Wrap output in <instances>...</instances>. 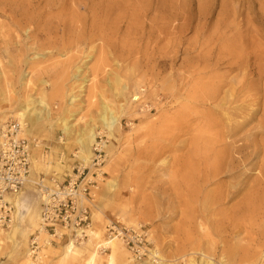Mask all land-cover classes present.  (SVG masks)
Here are the masks:
<instances>
[{"label": "rangeland", "instance_id": "rangeland-1", "mask_svg": "<svg viewBox=\"0 0 264 264\" xmlns=\"http://www.w3.org/2000/svg\"><path fill=\"white\" fill-rule=\"evenodd\" d=\"M40 1L47 14L41 21L33 18L36 23L30 24L20 14L9 15L11 8L17 9L15 3L27 8V0H0V117L3 111L7 114L4 125L18 120L13 113L21 100L42 96L38 81L48 79L47 97L53 113L33 133L40 142L34 152L51 142L53 149H62V164L66 160L72 164L79 161L77 133L95 125L98 132L103 130L99 121L102 104L117 108L127 103L116 138L105 132L98 137L111 146L112 154L104 148L108 155L104 175L96 178L94 200L89 204L93 211L89 240L106 257L111 250L103 251L101 245L106 243L107 219L126 225H135L130 223L135 220L149 230L152 249H158L167 264H191V257L204 264L203 254L213 256L219 264L221 256L211 251V240L221 248L231 222L229 215L212 211L215 206L184 204L181 201L186 197L180 190L195 182V170L206 165V158L211 161L220 153L223 146L217 142L224 137L234 149L235 171L244 176L222 174L216 179L229 186L243 182L246 186L223 207L235 206L250 187L264 195V0H112L117 9L110 17L109 39L93 37L104 29L90 27L94 13L85 10L87 0L81 4L64 0L65 8L62 2L55 5L58 0ZM123 2L122 8L119 4ZM95 13L101 17L100 10ZM75 18L82 21L80 27L74 25ZM36 56L39 58L31 62ZM79 67L83 71L76 78ZM29 70L32 81L23 86V71ZM71 95L77 97L73 105L68 103ZM72 114L76 134L68 138L59 119ZM237 123L240 127L234 132ZM114 180L117 188L109 194V182ZM25 197L16 209L19 236L0 234V264H21L26 252L24 233L33 234L38 228L32 223L39 211L38 198ZM259 205L260 211L238 216L240 238L255 253L251 264L264 261V204ZM64 245L53 244L48 252L44 246L45 264H66L61 262ZM127 249L117 264L134 260ZM86 258L84 251L73 264H84ZM97 264H106L105 258Z\"/></svg>", "mask_w": 264, "mask_h": 264}, {"label": "bare ground", "instance_id": "bare-ground-1", "mask_svg": "<svg viewBox=\"0 0 264 264\" xmlns=\"http://www.w3.org/2000/svg\"><path fill=\"white\" fill-rule=\"evenodd\" d=\"M87 1H88V3L86 4V3L82 2V0H74V2L78 3V4L84 3L85 10L88 12L89 15H92L94 13L93 16H90L92 18V23L90 24V27H92V28H95L98 26L103 27L104 31L100 32L99 34L98 33L94 34L93 37H98L101 39H109L111 36L109 35V33H107V30L110 29V24H109L110 23V17L115 13L117 7H114L115 4L113 3L112 0H87ZM27 2H28L27 8L25 6L24 7L19 6L20 5V4H18L19 2L18 3L14 2L15 7H17V9L11 8V10H9V15L11 17H14L13 15L20 14L22 19L26 20L30 24L33 22L36 23V21L33 20V18H35L36 20L40 19L39 21H41L42 20L41 18H44V16H45L44 15L45 12L41 9V1L40 0H27ZM57 2H58V4H55V5H59L60 2H62L61 4L63 5L64 8L67 4V1L64 2V0H62V1L58 0ZM116 2H121V1L116 0ZM105 3H107V4L105 5ZM123 4L125 5V3L123 2V3H120L119 6H121ZM160 4H162V3H160ZM62 5H61V7L59 6L60 9L62 8ZM124 5L122 6V8L124 7ZM52 6L53 5H51V7ZM141 6H142V4H141ZM11 7H13V6H11ZM158 7H161V6H158ZM44 10H45V8H44ZM97 10L98 11L100 10V13H101L100 16L101 17H98L97 16L98 14L95 13ZM36 11L38 13H36ZM4 12L7 13L8 11L3 10V13ZM122 12H125V11H122ZM33 13L35 15L34 17H33ZM45 14H47V13H45ZM158 15H160V14H158ZM17 16H19V15H17ZM172 16H174V15L172 14ZM154 18H156V17H154ZM159 18H160V16H159ZM167 18H169V17H167ZM20 22H23V21H20ZM73 22H75L74 25L76 27H80L79 24L82 21H80L79 18H75V19H73ZM46 24H48V23H46ZM49 24H50V22H49ZM32 25H34V24H32ZM43 27H47V26H43ZM66 27H64V28H66ZM92 32H93V30H92ZM37 58H39V56L33 57L30 60L32 62L33 60H36ZM29 61H27V64L30 63ZM0 63H1V60H0ZM33 65H35V64H33ZM32 68H33V66H32ZM32 68L31 69L29 68V69L32 70ZM30 70L27 72L23 71V78L21 80V84L23 86H28L30 84V82L32 81V75L30 74L32 71L30 72ZM82 71H83V69L79 67L77 69V74L75 77L79 78V75L82 73ZM38 82H39L38 83L39 86H41L43 89L42 96L34 97V98L30 97V98H26L24 100H21V102L19 103L17 108H15L14 113H13V116H15L19 120V122L23 125L24 134H26L27 136H30L33 133V131L40 128L42 125L41 122H45L46 120H51V118H52L53 109H52V105L49 103L48 97H47V92H48L47 87H49L51 83L49 82L48 79H40ZM85 86H86V83H84V85L81 88L84 89ZM0 95H1V93H0ZM76 100H77V97L75 95H71L70 99L68 100V103L70 105H73ZM119 104H121V103H119ZM122 104H123V102H122ZM126 107H128L127 103H124L123 105H121L117 108H113L109 103L104 102L101 106V113H100V117H99V121L101 123V127L103 128V130L101 132H98L96 129L99 126L95 125V126H92L90 128L81 129L79 131V133H77L76 143L79 145V152H77L76 155L78 156V159L83 162V164L85 166L91 165L92 158L94 155V146L93 145H95V143L98 142L97 138L99 136H101L103 132L107 133L109 135V137H112V138L115 137L114 133L116 131V128L120 125V119H121L123 112H124ZM1 115L2 116L0 117V139H1V129L3 128L4 121L7 118V114H5L4 111L1 113ZM75 119L76 118L74 117V114H72V116L70 118H66L65 116H63L62 118L59 119V125L63 128L64 133H66L68 138L70 137V135L76 134L73 131V128L75 126H77ZM238 124L239 123H237L234 128L232 127V129H234V132L236 129H238L240 127L239 126L240 124L239 125ZM62 142H64V139L62 140ZM102 144H103V147L107 149L108 153L112 154L111 146H109L104 141L102 142ZM217 144L220 147L223 146V148L220 149V153H217L215 155V157L213 158V160H211V161H209V157L207 155L208 158L205 159L206 165L204 167H201L202 165H204V164H202L201 166L196 168L195 177L193 176L194 170L192 171V173L189 172L190 174L187 172L189 174L188 177H190V179H192V176H193L194 177L193 180H195V182L193 184L187 183L188 185L184 184V186L181 188V190H180L181 195L186 197V199L181 201V202H183L184 204L185 203H188V204L191 203V205H195L196 208L199 207V205H203V207L205 205L206 206L208 205L207 207L215 206V208H213L212 211L219 210V211H217V213L220 212L222 216H225V214H226V216L229 215L228 220H231V222H229V225L227 226V228L224 225L226 228L227 235H225V236L221 235L222 241L220 244L222 246H221V248H219L218 242L211 240V242H212L211 243V251L213 250L214 254L218 253L221 256V261L219 264H230L227 261H229L231 263L236 262V264H245V263H247V261L252 260V258L254 257L253 254H255V253H253L254 251L251 250V248H250L251 244H247V243L244 244L245 239L240 238L241 233H242V229H241V227H239L238 220H241V219L238 216H239V214H242L244 217L248 212L253 213V212L260 211L261 210L260 208H262V207L259 204H261V203L264 204V195L258 194L257 192L254 193L253 188L250 187L248 189L249 193L244 197L243 200H240L238 198L240 200V202L237 201V204H234L235 206L229 207L228 209L223 207L227 202L235 199L237 196H239L241 194V192H243V189L245 188L244 186H246V183L245 182H243L242 184L237 183V184L229 186L224 182H218V180L216 178H218L220 175L222 176V174L223 175L224 174H230L233 177H240L241 175L244 176V174H243V172L241 173L239 170L235 171L236 168L234 166H237V165H234L236 157H235V159L232 157L233 152H234V149L231 148L232 145L229 143H226V140L224 137H221V139H219ZM66 147L70 148V146L68 144ZM237 149L240 150L239 147H237ZM241 151H239V152L242 153ZM37 162H39V164H42L43 167L46 166L47 169L50 168V165L47 164V162H46L45 156H43L42 158L40 157V159L37 160ZM60 163H61V161L56 163L57 167H58L57 169L60 172H64L63 169L66 166L61 165ZM192 164H193V162H192ZM210 164H211V166H210ZM197 165L198 164H196V166ZM246 174H247V172L245 173V175ZM181 175L183 176V174H181ZM251 175H252V173H251ZM220 178H219V181H220ZM186 179H188V178L186 177ZM193 180H190V181H193ZM238 180H239V178H238ZM259 180H260V178H259ZM211 184H212V186L213 185H215V186L210 187ZM34 185H35V181L33 182V185H28V188L32 189V187H33V189H34ZM109 186H110V189L108 190V192H109V194L110 193L113 194L117 188V182L115 180L110 181ZM24 193L25 192H23L21 195L13 198L14 199L13 201H15L14 204L17 205V207H19V205L21 203V199L24 196ZM183 196H180V197L182 198ZM202 209H205V208H202ZM208 209H210V208H207V210ZM32 219H33V216H32ZM221 220L222 219H220V221ZM32 223H33V225H36L38 227L36 230L40 229L39 211L35 214V217L32 220ZM130 223L138 224V222H136L135 220H132ZM221 224H224V223H221ZM213 225H214V223H213ZM217 226H219V225H217ZM220 230H221V227H220ZM17 232H18V226L16 225V223L11 224L9 229H4V228L0 227V234L4 237H7V238H14L15 235L19 236L17 234ZM94 233L95 232L93 231V234ZM213 233H215V232H213ZM30 235H32V234H30L29 231L24 233L25 241L23 243V246L26 249V252L23 255V262L21 264H35L33 262V260H31L32 254H31V251L29 248V237H30ZM223 235H224V233H223ZM41 236L43 238V247L47 246V248H48L47 252L51 251V249H53L54 247L52 246V243L50 242V237H49L48 233L42 232ZM208 237H212V234L209 233ZM232 240H236V241L232 242ZM81 245H83V246L80 247L79 245H77V243H75V240L73 238H71L63 246V249H62L63 250V257H62L61 262L66 263V264H73V262L76 260L77 256L85 251L87 253V258L85 259L84 264H97V261L102 259V258H105L106 264H117L119 257H121V256L123 257L124 253H126V252H123L126 250L125 245L118 238H112V239H109L106 241L105 247H107L111 250V252L109 254H107L106 257H102L100 255L101 253H100L99 249L97 248V246L93 243V241L91 239L89 240V242H87V243L83 242ZM41 255L45 256V259L47 258V256H46L47 253L43 254V251H42ZM184 256H186V255H184ZM203 257H204V261H205L204 264H216L215 258L213 256L203 254ZM189 261L191 264H197L196 258H194V257H191V260H189ZM129 264H167V263H166L165 258L162 256V254L159 252L158 249H152L150 258H147V259L142 260V261L129 260ZM247 264H251V261L248 262ZM261 264H264V261L261 262Z\"/></svg>", "mask_w": 264, "mask_h": 264}, {"label": "built area", "instance_id": "built-area-1", "mask_svg": "<svg viewBox=\"0 0 264 264\" xmlns=\"http://www.w3.org/2000/svg\"><path fill=\"white\" fill-rule=\"evenodd\" d=\"M101 139V138H99ZM98 140V138H97ZM98 141L94 145V155L90 166L76 161L65 181L54 171L46 179H35L39 198L42 202L40 229L31 235L30 251L35 264H45L42 232L48 233L52 245L68 237L77 244L90 238L93 227V213L89 204L94 200L93 190L97 188L96 178L104 175L103 167L107 153ZM40 142L24 134L19 120L7 122L1 129L0 139V227L9 228L15 222L17 206L14 197L23 193L33 169V152ZM118 238L128 248L134 260L150 258L151 236L142 224L126 225L115 219H107L104 226V241ZM103 251L104 242L101 245Z\"/></svg>", "mask_w": 264, "mask_h": 264}, {"label": "crops", "instance_id": "crops-1", "mask_svg": "<svg viewBox=\"0 0 264 264\" xmlns=\"http://www.w3.org/2000/svg\"><path fill=\"white\" fill-rule=\"evenodd\" d=\"M39 129H41V127L38 128V129H36V130H39ZM35 131H33V133ZM33 133L30 136H28V137H33ZM60 138L61 137H59V139L57 140L58 142L61 141ZM50 144H51V142L50 143L45 142V143H43V149H42V151L39 150L38 153L33 152L34 166H33V169L31 171V175H30V178L33 179V182L35 181V179H37L39 177H42V176L45 177L46 179H48L54 171L58 170L57 169L58 167H57V164L56 163H58L59 161H61V163H60L61 165H64V166L67 167V168L64 167V169H63L64 172H60L58 170L59 173L61 174L62 180L65 181L67 179V177H68V174L71 171V168H72L73 164L76 163V160H74L72 162V164H68V160L65 159L67 161V163L66 164H62L63 163L62 162V159H64L63 158L64 153H62V151H61L62 149H60V148L59 149H56V148L53 149V147L49 146ZM40 151H41V153H40ZM43 156H45L47 164L50 165V168L49 169H47L46 166L44 168L42 167V168L38 169L37 166H36V163H39V162H37V160H39L40 157L42 158ZM71 160H73V159H71ZM28 185H33V183H28L25 186V188H24L25 189L24 190V192H25L24 193V197L26 196L25 198H27V200L29 199V200L33 201V195H36V197L38 198V203H39V206L38 207H39V216H40L41 209H42V202H41V200L39 198L38 188H37L36 185H34V189H33V187H32V189H29L28 188ZM14 223H16V222H14ZM105 224H104V226H105ZM70 239H68V237H65L64 239L57 240L54 244L55 245L62 244V243H65L66 244ZM30 241H31V236L29 237V247H30ZM87 241H89V240H87ZM127 251H128V249H127Z\"/></svg>", "mask_w": 264, "mask_h": 264}]
</instances>
